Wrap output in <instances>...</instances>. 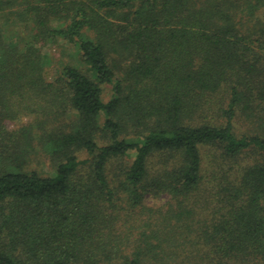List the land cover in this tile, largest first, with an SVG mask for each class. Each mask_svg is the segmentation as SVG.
<instances>
[{
	"label": "trees",
	"instance_id": "obj_1",
	"mask_svg": "<svg viewBox=\"0 0 264 264\" xmlns=\"http://www.w3.org/2000/svg\"><path fill=\"white\" fill-rule=\"evenodd\" d=\"M0 264H264V0H0Z\"/></svg>",
	"mask_w": 264,
	"mask_h": 264
},
{
	"label": "rangeland",
	"instance_id": "obj_2",
	"mask_svg": "<svg viewBox=\"0 0 264 264\" xmlns=\"http://www.w3.org/2000/svg\"><path fill=\"white\" fill-rule=\"evenodd\" d=\"M46 52L50 53V56L53 58L52 66L54 67H62V64H66L68 62L77 63V61L74 59L75 55L74 52L70 51L67 45H54L51 44V46H48L46 49ZM77 57V56H76ZM105 100H108L110 98V88L108 87L104 93ZM29 116H25L21 119V122H27ZM19 123L17 122V125ZM10 127H14V123L10 125ZM146 202L148 205H155L157 207H162L166 202V197H157L153 198L148 197L146 199ZM203 210V209H202Z\"/></svg>",
	"mask_w": 264,
	"mask_h": 264
}]
</instances>
